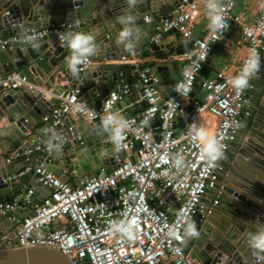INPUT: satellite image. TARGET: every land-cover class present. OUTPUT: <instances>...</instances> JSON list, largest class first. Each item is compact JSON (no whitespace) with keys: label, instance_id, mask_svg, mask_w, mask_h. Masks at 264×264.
I'll return each mask as SVG.
<instances>
[{"label":"built area","instance_id":"2783aa9c","mask_svg":"<svg viewBox=\"0 0 264 264\" xmlns=\"http://www.w3.org/2000/svg\"><path fill=\"white\" fill-rule=\"evenodd\" d=\"M257 1H260L258 15L247 21L237 11L240 0H218L219 14L226 26L212 31L208 18L202 34L197 37L205 11L208 13L205 0H183L163 17L150 39L151 44L160 45L164 36L173 32L185 41H192V50L181 55L185 65L168 95L163 93V81L158 71L151 66L139 69L137 53H132L130 58L122 57L118 63L134 68L128 76L121 74L105 96L97 94L101 98L99 105L87 106L83 100V86L55 96L57 105L43 117V122L50 124L49 132L55 141L60 140V128L69 115L87 122H102L104 116L114 113L117 104L133 95H137L136 103L144 104V107L124 119L128 124L123 145L117 147L114 144L118 149V167L110 174L103 172L85 178L76 187L44 167L43 137L16 155L23 156L28 166L35 165L36 186L29 190L23 202L22 194L0 202V217L16 209L26 211L37 186L50 194L43 197L20 223L14 247L56 248L71 264H192L183 247L184 229L193 222L194 216L206 214L204 198L207 191L216 186L220 161L230 149L241 125L252 117V100L248 92L253 89L256 72L243 92H237L231 81L249 58L258 56L261 63L264 57V0ZM215 2L207 0V3ZM72 27L71 24L46 26L28 37L59 36ZM233 29L241 30L248 55L234 72L222 68L213 74L210 72L199 83L201 71L215 46ZM15 41L17 37L12 36L0 40V44L4 49ZM94 64L90 57L80 71ZM179 84L190 87L186 96L183 88L177 91ZM199 84L202 85L201 93L197 96L198 101L193 102L192 93ZM0 87L12 90L25 87L31 93H43L45 100L51 95L19 73L1 79ZM207 117L219 119L213 136L220 139L224 151V156L211 166L201 159L200 144L190 131L192 125L206 130L210 128ZM182 118L185 119L182 121ZM45 151L50 152L51 148L48 146ZM176 153L184 157V166L180 170L172 164L171 158ZM11 160L12 156L6 159V164ZM25 171L3 176L2 182L19 185ZM221 193L222 190H218L213 206L220 204ZM133 219L136 239L130 241L115 228ZM170 232L181 238L174 239Z\"/></svg>","mask_w":264,"mask_h":264},{"label":"water","instance_id":"95a60500","mask_svg":"<svg viewBox=\"0 0 264 264\" xmlns=\"http://www.w3.org/2000/svg\"><path fill=\"white\" fill-rule=\"evenodd\" d=\"M182 1L138 0L136 6L129 9L126 0H0V40L17 37V41L4 49L0 44V80L19 73L31 84L45 87L52 95L47 101L43 93H31L24 87L17 90L0 87V124H5L0 127V202L10 201L17 194H22L23 202L32 190L37 175L24 191L21 185L3 183L2 178L27 169L25 158L16 155L34 146L42 137L45 139L42 144L44 167L59 177L66 171L64 181L68 175L77 176L81 183L103 172L112 173L118 167V149L110 139L111 131H106L102 122L86 123L67 116L63 131H59L60 140L55 141L49 132L50 124L44 123L43 117L57 105L55 96L80 84H87L88 88L97 83L83 94V100L89 107L99 105L101 98L97 94L105 96L121 74L128 76L134 68L128 65L110 69L91 67L73 76L65 64L69 49L62 46L59 36L49 34L28 42L26 38L46 26L71 24L72 29H65L63 33L74 31L95 37L96 52L92 59L117 62L137 53V59L156 57L160 61L164 57L163 48L151 44L150 39L163 17ZM129 11L135 16L139 30L131 40L130 49L116 41L121 30L117 17ZM209 60L201 71L202 78L211 72ZM158 71L166 81V68L159 66ZM201 88L199 84L194 89L193 102L198 101ZM249 96L252 117L239 128L220 161L216 186L205 196L213 200L218 190H222L220 204L213 206L209 200L204 201L206 214L193 218L200 236L186 237L183 243L192 264H256L247 246V236L264 222V57ZM121 105L117 104L115 109H121ZM43 124L41 129H36ZM28 133L35 134L26 137ZM49 141L53 147L47 152ZM6 156H12L10 164H6ZM43 191L37 186L26 211L16 209L0 217V264H71L56 248L14 247L17 226L42 202ZM4 236L7 238L3 239Z\"/></svg>","mask_w":264,"mask_h":264},{"label":"clouds","instance_id":"9594fccd","mask_svg":"<svg viewBox=\"0 0 264 264\" xmlns=\"http://www.w3.org/2000/svg\"><path fill=\"white\" fill-rule=\"evenodd\" d=\"M126 3L128 8L131 9L136 6L138 0H126ZM205 4L210 20L209 28L212 31H216L225 27L224 18L219 14L218 0H216L215 3H207V0H205ZM117 23L121 25V30L117 34L116 41L118 44H122L125 48L130 49L133 46L131 40L139 31L136 27L135 16L130 11L126 12L125 14L117 17ZM59 38L62 46L69 49L70 54L65 59L67 70L73 76H76L79 74L81 66L87 64L89 58L96 52L95 37L93 35L76 32L60 34ZM31 39L32 37H27V42ZM34 47L36 46L34 45ZM259 68V57L249 58V60L245 62L241 72L231 81L232 87L237 92H243L246 90L249 87L250 79L253 73L259 71ZM180 88H183L185 96L191 90L190 87H186L184 84H179L177 86V91H179ZM106 104L107 102H105V107ZM127 124L128 123L125 120L117 119L116 113H112L102 118V125L104 129L106 131H111L112 135L110 139L117 145V147L123 145ZM145 124H147V120L145 121ZM190 131H192L194 137L200 144L201 159L206 160L208 166L213 165L217 160L224 156L223 144L220 139L215 136H209L207 130L202 126L196 127L195 125H192L190 127ZM48 146L50 148L53 147L51 141H49ZM171 159L173 166L177 170H180L184 166V157L182 154L176 153ZM134 225L135 220L133 219L132 221L116 225L115 230L125 236L128 240H135L136 235ZM184 233L188 238L200 236V232L194 222L186 225ZM170 235H172L174 239L181 238L177 237L172 232H170ZM247 246L255 259L256 264H264V222L258 224L255 231L249 232L247 236Z\"/></svg>","mask_w":264,"mask_h":264},{"label":"crops","instance_id":"0c3cea01","mask_svg":"<svg viewBox=\"0 0 264 264\" xmlns=\"http://www.w3.org/2000/svg\"><path fill=\"white\" fill-rule=\"evenodd\" d=\"M239 6L237 7V11L245 16V19L247 21H251L256 18L259 12L260 8V1L257 0H241ZM240 7V8H239ZM209 15L205 11V17L201 20L200 25L198 27V30L196 32V37L202 34V28L207 24ZM160 45L162 46V51L164 53V57L162 59H157L156 57L152 58H141L138 61V68L142 69L146 66H151L155 68L158 71V67L162 66L166 68V81L162 82V90L163 93L168 95L172 91L173 84L180 78L182 69L185 65V62L181 58V55L184 51L187 50H192V41H185L183 40L180 35L176 32H173L171 34L165 35L163 40L161 41ZM248 55V49L246 44L243 41L242 38V33L240 29H233L231 30L225 39L221 42H219L215 48L213 53L210 56L209 60V67L211 69V73L213 74L214 72L222 69V68H228L231 72H234L236 68L240 65L241 61L243 60L244 57ZM94 66L92 68H97L100 66L103 67H108L109 69L116 66L120 65L117 62H106L104 60H97L94 59ZM159 73V71H158ZM160 74V73H159ZM161 77V76H160ZM202 79V77H200ZM99 84V83H98ZM97 83L94 82L91 87L87 88V84H81L85 89L83 90V94L86 93L90 88L93 86H96ZM35 86V85H34ZM45 89V87H43ZM25 90L28 91L27 88L24 87ZM48 91V90H47ZM29 92V91H28ZM50 93V91H49ZM52 93V92H51ZM51 96V97H49ZM47 101H50L52 98V95H49ZM137 95H133L129 97L125 103H121V109H114V113L117 114V119H125L126 117H130L142 110L144 107V104H137ZM127 102V103H126ZM68 119L71 120H82L86 123L87 122L85 119L81 117H77L75 115H69L67 117ZM209 120H216L212 122H208L210 125V128L207 129V132L209 136H213L214 132L216 130V127L218 125L219 119L215 117H207ZM5 124L2 122L0 124V127H3ZM44 126H37L36 129H41ZM62 127L60 128V132H62ZM35 134V133H33ZM33 134H26V137L31 136ZM43 141H45L44 138H42ZM1 153V152H0ZM12 154V152H10ZM11 157V156H10ZM9 156H6V159L10 158ZM22 165H18L17 167H20ZM34 167L35 165L28 166V170L25 171L24 176L21 178V182L19 185L22 187V191H24L29 185H31V182L34 179ZM67 174L65 171L64 175L60 177L63 180V177ZM253 176V175H252ZM257 177H253L252 179H255ZM64 181V180H63ZM67 182L70 185L73 186H78L80 185L79 178L74 175H68ZM36 185L33 186V188ZM32 188V189H33ZM44 195L42 194L41 197H45L48 194V191L44 189ZM10 195V194H9ZM216 198V197H215ZM214 198V199H215ZM209 200V202L212 204V199H208L207 197L204 198V201ZM221 201V198H220ZM20 224L17 226L16 229ZM8 234V233H7Z\"/></svg>","mask_w":264,"mask_h":264},{"label":"rangeland","instance_id":"374dc122","mask_svg":"<svg viewBox=\"0 0 264 264\" xmlns=\"http://www.w3.org/2000/svg\"><path fill=\"white\" fill-rule=\"evenodd\" d=\"M240 1H241V0H240ZM248 1H251V0H248ZM239 4H240V2H239ZM238 6H239V5H238ZM239 8H240V7H239ZM182 70H183V69H182ZM207 120H209V118H207ZM213 121H216V120H215V119H214V120L212 119V120L207 121V122H212V124H214Z\"/></svg>","mask_w":264,"mask_h":264},{"label":"trees","instance_id":"16d2710c","mask_svg":"<svg viewBox=\"0 0 264 264\" xmlns=\"http://www.w3.org/2000/svg\"><path fill=\"white\" fill-rule=\"evenodd\" d=\"M201 80H202V79H201V78H199L198 82L200 83V82H201Z\"/></svg>","mask_w":264,"mask_h":264},{"label":"flooded vegetation","instance_id":"af4514ba","mask_svg":"<svg viewBox=\"0 0 264 264\" xmlns=\"http://www.w3.org/2000/svg\"><path fill=\"white\" fill-rule=\"evenodd\" d=\"M249 93V92H248Z\"/></svg>","mask_w":264,"mask_h":264}]
</instances>
